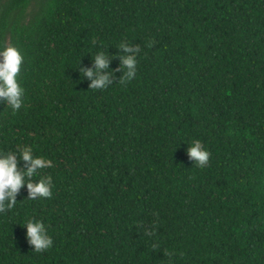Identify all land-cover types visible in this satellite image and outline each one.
Wrapping results in <instances>:
<instances>
[{
  "label": "trees",
  "instance_id": "1",
  "mask_svg": "<svg viewBox=\"0 0 264 264\" xmlns=\"http://www.w3.org/2000/svg\"><path fill=\"white\" fill-rule=\"evenodd\" d=\"M0 0L24 101L0 150L52 161V195L0 212V264H264V0ZM121 41L136 75L88 88ZM210 152L196 165L187 145ZM23 167V165H21ZM29 218L52 246L32 250Z\"/></svg>",
  "mask_w": 264,
  "mask_h": 264
},
{
  "label": "clouds",
  "instance_id": "2",
  "mask_svg": "<svg viewBox=\"0 0 264 264\" xmlns=\"http://www.w3.org/2000/svg\"><path fill=\"white\" fill-rule=\"evenodd\" d=\"M118 49L123 51L113 54L119 59L117 69L105 71L108 69L111 57L103 50H98L92 55L93 66L78 69L81 77L89 79L88 88H106L112 83L110 79L112 71L122 72L119 78L121 82L130 80L136 75L139 45L121 41ZM23 59V55L15 45L0 43V100L13 113L21 108L24 101L25 89L17 79ZM186 152L188 158L196 165L202 167L208 163L210 152L199 139H194L187 145ZM51 166L50 159L42 155H34L32 147L28 145L17 146L13 150H0V212L16 205V196L22 186L27 191L26 199L50 197L52 177L50 175L40 176L38 179L33 177L38 174L39 169ZM21 225L25 230L24 237L32 250L40 252L52 246V237L44 220L29 218Z\"/></svg>",
  "mask_w": 264,
  "mask_h": 264
},
{
  "label": "rangeland",
  "instance_id": "3",
  "mask_svg": "<svg viewBox=\"0 0 264 264\" xmlns=\"http://www.w3.org/2000/svg\"><path fill=\"white\" fill-rule=\"evenodd\" d=\"M33 2H34V0H31V3H29V5L26 8L27 11L31 8V5H32Z\"/></svg>",
  "mask_w": 264,
  "mask_h": 264
}]
</instances>
